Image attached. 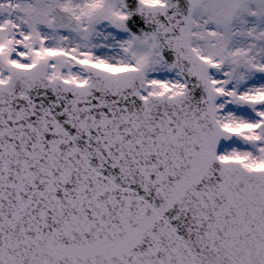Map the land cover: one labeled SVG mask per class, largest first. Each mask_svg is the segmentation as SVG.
Wrapping results in <instances>:
<instances>
[{
  "label": "snow or ice",
  "instance_id": "snow-or-ice-1",
  "mask_svg": "<svg viewBox=\"0 0 264 264\" xmlns=\"http://www.w3.org/2000/svg\"><path fill=\"white\" fill-rule=\"evenodd\" d=\"M0 264H264V0H0Z\"/></svg>",
  "mask_w": 264,
  "mask_h": 264
}]
</instances>
